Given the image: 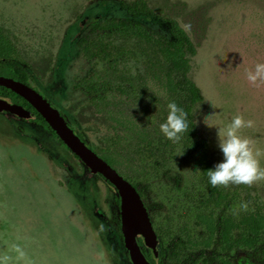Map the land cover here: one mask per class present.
Here are the masks:
<instances>
[{
    "label": "rangeland",
    "instance_id": "1",
    "mask_svg": "<svg viewBox=\"0 0 264 264\" xmlns=\"http://www.w3.org/2000/svg\"><path fill=\"white\" fill-rule=\"evenodd\" d=\"M122 1L130 4L0 0V27L33 75L31 86L75 129L82 99L73 85L89 70L79 41L90 35L94 19H128ZM149 7L176 19L195 46L190 78L203 103L194 110V119L211 165L221 159L217 129L241 115L254 124L238 134L250 140L254 153L259 150L264 168V82L252 85L245 75L264 63V0H149ZM141 22L169 38L164 21ZM239 186L264 204V180L227 185ZM115 196L41 125L0 114V258H8L5 264H130L112 223ZM13 245L22 249V258ZM231 262L264 264V258L238 252Z\"/></svg>",
    "mask_w": 264,
    "mask_h": 264
},
{
    "label": "trees",
    "instance_id": "2",
    "mask_svg": "<svg viewBox=\"0 0 264 264\" xmlns=\"http://www.w3.org/2000/svg\"><path fill=\"white\" fill-rule=\"evenodd\" d=\"M120 3L128 19H94L90 35L79 41L89 70L74 82L82 100L76 129L70 126L139 194L158 238L157 257L138 239L150 264H235L231 255L238 252L264 258V204L244 186L213 187L208 182L207 170L213 166L194 119V110L203 103L190 78L194 44L176 19L150 8L149 0ZM150 18L168 25L169 38L142 24ZM0 76L27 86L34 82L1 27ZM0 99L32 112L35 119L29 121L65 147L25 100L1 87ZM170 101L187 113L188 128L177 142L159 130ZM115 204L112 223L120 235L117 196Z\"/></svg>",
    "mask_w": 264,
    "mask_h": 264
},
{
    "label": "water",
    "instance_id": "3",
    "mask_svg": "<svg viewBox=\"0 0 264 264\" xmlns=\"http://www.w3.org/2000/svg\"><path fill=\"white\" fill-rule=\"evenodd\" d=\"M0 87L10 90L25 100L68 151L88 169L90 176H100L116 191L119 200L120 235L128 261L130 264H150L138 244V239H141L145 248L151 250L157 257L158 238L152 228L148 211L133 186L98 157L58 110L34 89L3 76H0ZM3 113L23 121L35 119V115L24 107L0 99V114ZM97 216L107 223L100 210L97 211Z\"/></svg>",
    "mask_w": 264,
    "mask_h": 264
},
{
    "label": "clouds",
    "instance_id": "4",
    "mask_svg": "<svg viewBox=\"0 0 264 264\" xmlns=\"http://www.w3.org/2000/svg\"><path fill=\"white\" fill-rule=\"evenodd\" d=\"M189 27L190 25H184L186 30ZM245 75L252 85L264 82V63H256L252 70H246ZM167 109V116L160 123L159 130L166 139L177 142L188 128L187 113L175 101H170ZM253 124L251 119L235 115L223 127L217 129V147L221 159L207 170V178L211 186H227L229 183L251 185L255 181L264 180V168L260 167L257 159L260 155L259 150L254 153L250 147V140L238 134L239 129L251 128ZM240 208L246 209L247 204L241 202ZM12 247L19 257L24 256L18 245ZM7 259V257L0 258V264H5Z\"/></svg>",
    "mask_w": 264,
    "mask_h": 264
},
{
    "label": "flooded vegetation",
    "instance_id": "5",
    "mask_svg": "<svg viewBox=\"0 0 264 264\" xmlns=\"http://www.w3.org/2000/svg\"><path fill=\"white\" fill-rule=\"evenodd\" d=\"M30 86H31V85H30ZM30 86H29V87H30ZM31 88H32V89H33V88L36 89L35 87H32V86H31ZM37 91L39 92V90L36 89V92H37ZM41 96H42V95H41ZM45 99H47V98H45ZM47 100H48V99H47ZM48 101H49V100H48ZM49 102H50V101H49ZM50 103H51V102H50ZM58 112H59V111H58ZM59 113H60V112H59ZM3 114H4V113H3ZM4 115H5V114H4ZM7 116H8V115H7ZM61 116H62V115H61ZM62 117H63V116H62ZM13 118H14V117H13ZM15 119L18 120L17 118H15ZM22 121H23V120H22ZM69 125H70V124H69ZM97 176H98V175H97ZM150 251H151V250H150Z\"/></svg>",
    "mask_w": 264,
    "mask_h": 264
}]
</instances>
